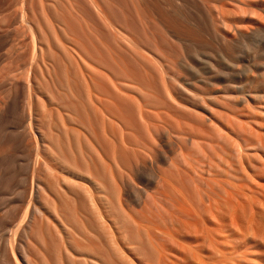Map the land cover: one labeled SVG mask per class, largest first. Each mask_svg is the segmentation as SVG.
Returning a JSON list of instances; mask_svg holds the SVG:
<instances>
[{
	"label": "rangeland",
	"instance_id": "obj_1",
	"mask_svg": "<svg viewBox=\"0 0 264 264\" xmlns=\"http://www.w3.org/2000/svg\"><path fill=\"white\" fill-rule=\"evenodd\" d=\"M93 1L92 0H26L27 12L30 17V24L31 26L38 29V37L41 41L40 42L39 39L37 38V39H34L35 40L34 42V40L32 41L30 37L31 34L29 33V31H27V35H28L27 37L24 34V32L18 31L20 30V26H19L20 17H21L23 8H24L23 1L22 0H0V20H3V21L5 20L6 22L11 21V25H10L12 27L11 29L12 30L14 29V31H9V32L7 31V34L2 32L3 30L0 29V33H1V36H0V255H1V252H2V255H4L3 251H5L6 254L8 253L10 256V248H11L10 244L12 242L15 243L17 241V243L20 242L22 245L26 246L28 253L32 257V260L35 262V264H85L81 261L80 258H77V259L72 258V255H74L77 252L76 250H80L83 252L85 251L97 257L100 260V262H102V264H126V263L127 264H137V263L138 264L139 263L158 264L155 262V260H157L156 257H158L157 256L158 252L156 249L151 248L152 245L147 243L148 240H146V234H145L146 230L144 231V229H146L145 226L148 225V222L150 226L148 225L149 227L147 226V228H152L153 226H157L155 228L156 229L158 228V230L155 231L153 229L152 233L153 231H155L156 234L155 232L153 234L155 235V237H158V240L156 238L155 241H160L159 239L160 231L169 232L171 230L170 232H172V229L174 228L173 225H175V223L174 221L173 222L171 221L172 220V218L170 217L171 215H168L171 212L170 210L171 206H170L169 201H166L167 198L164 196L163 197L166 200H162L163 199V197L161 198L162 194L159 193L163 183L160 186V190H158L159 187L157 185H160V184H158L157 182L160 183L161 181L160 179L158 180L157 175L159 176V178H160V175L164 176V180H165L167 177L169 178V176L172 174L169 178L171 181L174 178V177L172 178V176H174L173 172L175 174V177L176 176L178 177L179 175L178 172H180V168L183 170V167H184V171L180 173L184 175H182L181 177H178V178H182L180 179L181 181L178 179L179 180L178 182V180L175 178V180H177L176 184L178 185L175 186V180H173L171 183L174 182L173 185L175 186V188L180 187V189L177 188L180 191L182 187V192L184 191L183 193H186L187 195L188 193L185 190H188L190 193V196H192L193 198H196L195 192L193 194L190 188V186L192 185L193 190H195L194 182L191 183V181H188V180H192V179L194 180L195 178L196 179L195 183H197L198 181V185L196 184V186H200L202 184L196 178L197 176L194 170L199 167L198 165L200 163V160L202 159L201 161H204V158L203 156L201 157V154H199L198 149H196L194 145L189 146L190 143H185L186 146L184 145L185 146L184 151H186V153L190 151V154L191 153L193 154L194 152V155H192V157L194 158H197L196 156L199 155L200 158L198 156V159H197L199 163L196 159L194 158L191 159L192 158L191 157L190 158L191 161H195V160L197 161V163L196 161L194 162L197 164V165L195 164L196 168L193 169L195 165H192L193 167L192 168L189 167L190 168L189 169L187 167L188 164H186V166L180 167L181 164L185 165V162L183 161L180 154L177 152L178 148L176 149L177 147L176 144L179 143L177 140L178 138L176 137V141H175V138L169 137V139H171V142H170L167 139L168 138L167 135H166L167 138L165 136L162 138V141L160 143L161 145L160 150H155L154 148H151V150L152 149L153 150L152 151L150 150L151 152L149 151L150 154L149 152H146V154L148 153V155L142 152L144 157H142L143 155L141 153L139 154L137 152L138 155L135 152L133 153L134 150H132L131 147H136V146H133V143L137 142L136 138L137 139L140 138L141 140V137L144 135V133H143V129H141L142 128L141 125L139 124L136 118L137 117V114H136L137 107L134 105L135 102L134 104L132 103V105L131 103L130 104L127 103L128 105H126V102H125L123 104V107H127V106H128L127 108L132 107L130 108L131 110L129 112L125 113L123 111L125 113V116L128 122L133 123L131 126L129 125L128 130L130 134L129 135L127 134L128 133V130H127V132L125 133V136L122 137V140H121V135L119 133V130L118 132H117V129L115 130L114 135L115 136L118 135L117 136L118 138L113 137L114 135L110 136L111 138H113V139L110 138V141L112 140L111 142L113 143V140H114L113 144L114 146L116 145V147L119 145L117 147L118 149L114 147L113 144H110L111 146L109 145L110 146L108 147L109 153L108 152L107 153H108V156L110 155L109 156L110 159L108 158L109 159L108 163L109 162L110 163L108 165H111V166H108V167L102 166L100 161H98L96 153L94 152L91 144L87 141V139L84 137L83 134H80L84 129V125L87 127V119H85L86 113H85L84 107L85 105L88 106V104L85 102L87 98L86 97L87 91L85 90H87L86 88L88 85V81L86 80L87 82H85V79H87V75L90 73L87 67L89 66L88 63H84L82 61H85L83 60L85 58L86 62H89L90 65L93 63V65L95 66L97 63L95 59L98 58L99 60L98 62H100V64L104 62L106 66H108V74H109L108 76L111 75V77L115 81L116 79L118 81H123V82L125 81L127 83H129L130 81L131 84L134 83L133 84V86L135 85L134 87L138 86L135 88L137 90L139 89L138 91H140V88L142 89L144 88L148 92L147 94H149V96L146 95V97L152 98L150 100L148 98H144L145 100L148 99L147 102L143 101L144 100L143 96H141L145 90H143V92L141 91L142 93L137 92L136 90L134 91H136L137 95L141 93L138 95L139 101L142 103L144 102L147 105L151 103L152 105H149L148 107L149 109L153 110V107H154L153 104L156 105L157 103L156 107H159L163 103L168 102V99L165 97V95H163L164 94L163 87H162L163 82L160 83V81H162V79L160 78L161 76L160 72L162 73V69L158 67L159 66L158 64L156 67H153L154 65L152 66L150 65V64H156L154 62L150 63V62L144 61L142 62L143 64H140L141 60L139 59L141 58H138L139 62L136 63L137 61L136 58L138 57L136 54L138 53L134 55V53H132L133 51L129 47L128 48L131 51H129L128 48H126L127 46L125 43L124 36L129 35L128 38L130 37V39L133 42L136 41L135 43L138 46L140 45L139 46L140 48L142 46V48L144 47V49H147V50L149 49V51L155 52V54H157L159 59L161 57L160 61L165 59L161 63L162 64H165L166 62L168 63L163 66V68L165 67L164 70L168 72L174 71L177 73L175 63L178 61L179 62L183 61V59H185V61L190 64V62L187 61L186 57L183 58V54L185 55V50L188 52L190 51L193 53L195 52L196 55L197 53L198 54L200 53L199 54V56H201L200 58H203L204 60L206 59L205 61H207V63L210 62L214 64V66L217 67L218 71H215V74H214L216 82H213V84H210L209 83L210 80L209 81L207 80L208 79L207 77L210 75L209 74L210 70H208L210 68L206 67L207 64H201V63L200 64L199 63L190 64L191 66L193 65L192 67H194V71L195 72L197 71L195 73L196 79L202 78L204 76L203 77L204 79L202 78L203 80L198 81L199 84L197 83V81L195 82L197 86V88L194 89L195 92L201 97H203V100L206 103H209L210 105H213L215 102H217L218 104H223L226 108H231V109L234 108V111L240 115V116H236L238 120H240L239 118H241L242 119L241 122H243V119L245 121V119L248 118L249 123L252 124L251 126H253L255 129L258 127V129L256 130L254 129L255 131H252L254 134H256L257 130L264 131V127L262 126L264 125V104H263L264 103L263 102L264 92L259 91V95L261 93L263 96H261L256 101L251 100L252 101L251 105L249 106V108H246L245 105L243 106L241 104L240 105L237 104L238 100L236 99V94L233 95L234 98L230 99V98L225 97L223 92H219V91L216 92L215 90L222 89L223 87L227 85L226 83L228 82H229L228 84L231 83V85L241 84L244 87L247 86V88L250 87V85L251 87H254V85H256L257 83L258 84L261 83V85L263 84L262 87H264V67L261 66L264 64V36L262 38H259V39L257 38L255 40H252L249 43V45L251 46L248 45L247 47L246 46L244 47V45L242 46L241 41L236 39L235 40V44H236L235 50L230 54L222 55L224 57H221V56L219 57V51H216L218 50L219 42L218 41L215 42L213 37H211L212 34L214 35L213 28L233 38V35H234L233 32H235L234 30L236 29V27L239 28L238 27L239 24H242V25L244 24L243 26L245 27L247 26L245 25L247 24L246 21L252 16L251 15L252 12L250 13V15H248L249 12L247 13L246 10L247 11L250 10V7L237 3L239 4L238 5L239 7H237L238 8L237 10L236 5H235L236 3L234 1L220 0L218 2V4H221L222 7L225 5L224 6L225 9L227 7L231 8V9L227 8L228 9L227 12L229 13L228 15L232 13V11H230L232 10V7L234 8V10L236 9V11H240L239 8L241 9V5H243V7L245 8L247 7V9L245 10L247 15L245 13V16L243 14L240 15L241 13H239V16H237L238 15V12H237L236 17L233 16L235 15V13H233V15L231 14L232 18L231 17L228 18L227 17L228 15L225 14L224 19L226 20L228 19L227 21H231V23L227 22L228 25L230 23L229 25L230 27H228L226 24V26L228 27V30L229 28H232L228 31L226 27H224L226 22L223 21L224 22L223 23L222 21H220L222 19L220 17L221 15L215 14L217 12L214 9H211V8L207 9V7H209L208 5L211 2L205 3V5L207 4V6L204 9L205 5H202L204 4L203 0H190V2L189 0H184V1L176 0L178 2L177 5L179 6L183 5L181 3H184V4L186 3L185 6H188V7H186L185 9V6H184V10L187 13L190 12L189 13L190 17H192V19L195 18L193 22H195V24H197L198 26L200 25L199 27L203 29L204 41L203 39H199L201 42L200 43V42H194L195 40L197 41L198 38L195 40H191V42L186 41V40H184L185 42L179 41L177 40L175 36L172 35V33H170V31L169 32L167 31L169 29L168 23H166L161 18L160 15L159 16L157 15V12L159 14V11L162 10L163 13H168L169 15H171L172 18L175 17L172 14V10L170 6L167 5L165 0H93ZM229 1L231 2V4L227 3ZM93 3L96 5H94ZM158 3H159V7H157ZM213 3L216 4L215 2ZM225 3H227V5ZM212 5L213 4L211 3L210 7ZM95 6H97L98 8H96ZM155 7H157L158 9ZM188 8L191 11H189ZM155 9H157V11ZM206 9L209 12H207ZM98 10L100 12L102 11V13H100ZM196 10L199 13V15H197L198 13L196 12ZM256 11L257 9L255 10V12ZM259 11L261 10H258V12ZM255 14L256 13H254V15ZM261 14L264 19V16H263L264 14L262 12ZM206 15L208 18H206ZM257 15L258 14L255 15L256 16L255 19L257 18ZM202 16H203L204 21L201 20ZM212 16L214 17V19ZM216 16H218L219 18L218 17L216 18ZM240 16H244L245 18L240 17ZM158 17H160V19ZM260 18H257V19L259 20L260 25L264 27V21L263 20L260 21ZM210 19L216 22L211 21ZM108 20H110L114 24V26H116L117 30L119 29L118 30L119 35H120V32L122 33L123 31L122 35L119 36L116 33L117 30L115 27L113 28H115L116 31L114 29H113L114 31L112 30V28L109 26L110 22ZM262 21L263 23H261ZM212 22H213L214 27L211 26ZM234 22L236 23L237 26L234 25ZM4 23L1 26L3 29L4 28L6 29L7 26L5 25L6 26L5 27ZM112 23L110 25H112ZM243 26H241L240 29ZM245 27H243L242 29H244ZM230 31L231 32L233 31L232 35ZM246 31H249V28ZM206 32L207 33L210 32L211 35L210 33L207 34ZM2 33H3V36H2ZM22 36L25 40L22 39ZM121 36H123L122 39L124 40H122L121 38L120 39L118 38ZM120 42H122L123 44ZM34 43H35V49L33 45ZM39 47L40 49L42 48L41 49L42 51H40ZM95 47L97 48L98 51L95 49ZM104 47L106 50L104 49ZM136 50L138 51V49ZM106 51L108 52V54L106 53ZM128 51L131 53L129 54ZM34 53H36L35 55L37 58L34 56ZM99 53L101 54L100 55L101 57L99 56ZM209 53L210 54L213 53L216 57L213 54L210 55ZM132 54H133V57H135V59H132L133 58L131 57ZM180 54L181 56H179ZM102 56L103 57L106 56V57L103 58ZM211 56L213 58H211ZM91 58H93L94 60H92ZM100 58H102L103 61ZM217 58H218V61H217ZM106 60H108V62ZM76 61L77 62L79 61L78 64ZM116 61L119 64L116 63ZM232 61H233V64H232ZM234 62H235V65H234ZM236 63L238 64L239 67H237ZM144 64L145 65L147 64L148 67H145V69L146 68L149 69V72H145V71H148L145 69H144L145 71L142 70V67H143L142 65ZM93 65L91 66V68L94 67ZM86 67H87V70H86ZM157 67L158 69H160L159 70L160 72H157V70L156 71L154 70ZM198 69L201 73L203 72L202 73L203 76L200 74ZM113 71L114 72L116 71V72L114 73ZM86 72L88 73L87 75H86ZM179 72H178L179 73L178 77H180V79H183L184 76L190 79V76L188 74L181 72V71ZM142 73L144 76L142 75ZM151 74H153L154 76ZM197 74L201 76L197 77L198 76ZM83 75H85L84 76L86 77L85 79ZM151 76L154 77V80H153V77ZM162 76H164V73H162ZM111 77H109V80ZM127 77L128 78L130 77V78L126 80ZM147 78H151V80H148ZM113 79L112 81H114ZM133 79L134 81H132ZM152 80H153V83L155 84L152 83ZM145 81H147L148 83L147 82L145 83ZM138 83L140 86L138 85ZM251 83L253 84V86ZM10 84H12L13 88L10 90V92H8L6 89L10 87ZM148 86H151V88L154 91H157L156 92L157 94L156 95L155 93L153 94V91H151L152 89L149 88ZM147 87H148V90L150 89L151 90L148 91ZM155 87L157 88L155 89ZM131 88L134 89L133 87ZM145 94L146 93H144V96ZM160 94L162 96H158ZM159 97L161 98L159 99ZM151 100L152 102H150ZM198 100L200 101V99ZM30 101H31V106H30L31 108L28 107L29 104H27ZM161 101L163 103H161ZM159 103L160 105H158ZM127 108L126 109L124 108L125 111H128ZM235 108L237 111L235 110ZM152 110H149V111H152ZM22 111H24V114H25L23 118L20 117ZM130 112L131 114H128ZM222 112H224V114L222 113L223 116L227 114L226 111L224 110ZM245 114L247 115L245 116ZM218 115H221V114L219 113ZM225 117L226 116L223 117V120L225 119ZM82 119H84V121ZM184 119L190 120L189 117H185ZM78 120L79 121L82 120V124L84 125L82 126L81 122L79 123ZM135 120H136L137 125L135 124ZM250 120H252L253 123L256 121V123H254L255 125ZM239 122L237 124L241 125V123ZM23 126H25L24 127L25 130L28 131L26 132V134L29 133V135L28 134L26 135L27 137H23L27 139V144L25 141L26 139L20 138V134H18L19 131H21ZM260 126H262V128ZM139 129H141L142 131L140 132V136H138L139 133H137ZM239 129L237 130L240 132L238 133L241 135L242 133L247 132V131L244 132V130H241L242 131L241 132ZM210 130L211 132L209 133ZM210 130H208L207 134L209 133L215 137L216 134L212 132L213 131L212 129ZM132 131L133 133L136 132L135 133L136 135L133 134ZM33 133H34V136H33ZM258 133L261 134V131L257 132V134ZM262 133H263L262 134L263 136L264 132ZM131 134L133 135V138L135 139L131 137ZM254 134L251 133V134L246 135L249 141L250 140L253 141V139L255 140L257 138V137L256 138L250 137L251 135H254ZM40 135H42L44 139V145H45L44 156H46V158L45 157L42 158V156L38 155L37 157L39 159V162H36L35 161L36 152L33 153L34 150L30 149V146L32 145V141L33 143L35 142L34 144L36 145V139H33V138H37ZM123 139L126 140L125 142L130 140L129 144L127 143L125 144ZM140 140L138 139V141ZM132 141L134 142L132 143ZM223 141H226V138H224ZM192 146H194V151H193ZM113 148H114V151H113ZM162 148L164 151L161 150ZM191 149H192V152H191ZM195 149L197 150V152ZM208 150L211 156L212 155L211 151L210 149ZM114 152L116 154L118 153V156L115 155ZM176 152L178 154L175 156ZM113 153H114L115 158L117 157L116 159L112 157ZM163 153L169 156V159H168L169 161L170 159H174V160L176 158L179 159V160L177 159L173 165L174 167L177 166L175 164H177L176 162L179 161L178 162L179 171L177 170L176 172V168H173L171 165L169 166L168 164L170 162L166 163L167 165L162 162ZM187 154L190 156L189 153ZM84 156L86 157L88 156L87 157L88 159L91 156L93 160L95 161V164H93L92 162H89V160H87L86 157L84 158ZM224 156L225 158L227 157V159L230 158L228 157L229 154L224 155ZM39 157H41L42 160H40L41 158ZM212 157L213 155L211 156V158ZM32 158H34V160ZM135 158H137L138 160H136ZM187 158L188 157H186V159ZM43 159L46 161H50L51 163H54L55 165L64 164L65 166L66 165L71 166L83 172L90 171V173H92V175L95 176L96 179H98L101 183L104 184L105 188L104 190L102 189V194L106 196V211L111 216L110 218L114 220L115 225L117 226V230L118 229L122 230L123 234L121 233V230L120 231L118 230L119 233H121V235L119 234L120 235L119 239L121 243H123V238H125L126 240L124 241L125 244L123 243L124 245L119 246V249L122 246L121 251L123 252L125 250L124 251L125 254L127 255L130 254L129 256L126 255L125 258H128L131 256L129 259H130V262L131 260L133 262V259H134L133 263H129L126 260H125L126 261L125 263V261H123V258L121 259L118 255L120 252H118L116 247H114L117 245H113L112 247V245L109 244L107 237L103 234L104 231H102L98 222L94 218L92 211H90L89 203L87 202L85 196L81 193V191L77 188H72L63 183H58L56 181L55 176L49 173L45 168H43L41 164L42 161H44ZM32 160L34 162H32ZM212 160L216 161L215 158ZM115 161L118 166H113L115 163H112V162H115ZM182 161L184 163H182ZM187 161H189V159H187ZM205 161H207V159ZM215 161H214V164L218 165L219 162H215ZM130 163L134 165V166L132 165V168H130L131 167ZM135 164L139 168L136 166L137 167L136 169ZM158 165H161L160 166L161 170ZM217 165H214L213 168L215 167L216 169H218ZM221 167H224L225 169V166L223 163ZM165 169H167L170 172H172L173 170V172L168 174V171L167 170L165 171ZM187 169L189 170L187 171ZM192 169H193V174L191 173ZM38 170H39V174H38ZM152 171L156 172L155 179L151 174ZM185 171L189 172L192 175H194L195 173L194 177L193 176L190 177V174ZM218 171L219 173H221V175L217 173ZM218 171H216L217 177L221 179H225L226 170H224V173H222L223 171L221 172L220 169ZM164 172L167 175L164 174ZM54 173H56V170ZM186 173L189 176V179H187L188 178L187 175L185 176ZM36 176L39 178L41 177L40 180L42 182L41 184L42 186L38 189L37 193L34 194L33 187L31 191V185L32 186L35 185L36 178H37ZM168 178L166 180H169ZM184 178H186L185 180H187L188 182H186ZM181 183H184V184H181ZM187 183L188 184L190 183V185H188ZM184 185L185 187H187V189L184 187ZM154 187L158 191H155ZM200 187L204 188L203 184ZM141 188L142 189L146 188L147 192L146 190H143L145 192L144 193L143 191H141L142 190ZM139 191H141V193H143L144 195L142 194V199L139 198V201H138V196L140 197L138 193ZM153 192H156V193H153ZM148 193L150 196L148 195ZM152 193H153L154 198L151 196ZM122 194L126 195L125 197L126 199L124 201L125 203L121 201ZM157 194H159V196L161 195L160 198ZM32 196H33V203L35 207V211L33 212V215L31 218L32 222L31 223L29 221L24 222L23 218H24L25 210H26L27 205L31 202ZM150 199H152V202H154V204H151L152 202ZM159 203L160 205H158ZM166 204H168L169 210ZM161 205H163V207L165 206L166 208H163V209H167L166 212L169 211V213H165L164 215L162 211H165V210H161V211L156 212L158 216L157 217L154 214L153 210L156 209L157 211V209L159 210L160 208L162 209ZM155 206H158V208ZM152 207H153V210H152ZM55 209H57L62 220L65 221V223L68 225V229L67 231H65V233L67 234L65 238L66 243L68 242L67 245H60L63 242V240L61 236L53 228V222H54L53 210ZM136 210L138 212L141 211V213L135 212ZM151 210L153 212H151ZM150 212H151V216H153L154 214V218H152L153 220L152 219L150 220L151 216L150 214L148 215V213ZM159 212L162 213V215H164L165 217L161 216V214L159 215ZM144 215H146L145 219L143 217ZM42 216L44 217V219ZM169 217L171 218V220L169 219ZM146 218L148 222L146 221ZM159 218L160 220L162 218H165L164 220L166 222L168 223L170 222L169 225L167 223V226H169V229L167 227V230H166V228L163 227L165 228V230L164 229L162 230V225H164V223L162 221H159ZM134 219L137 221L134 222L133 221ZM131 220H132V223H130ZM139 223L142 226V228H140L141 226L140 227L138 226ZM150 223L152 224L154 223V224L152 225ZM171 223H172L173 228L172 226H170ZM143 225H144V229H143ZM138 227L140 230L138 229ZM90 232L92 233V235L90 234ZM79 235L80 236L84 235L85 237L81 236L79 238ZM82 238L84 240L86 239V242L82 240ZM75 239L78 241L77 245H74ZM127 241L128 243L130 241L129 243L130 245L126 244ZM159 246H163V245H159ZM164 246L168 247V245H164ZM156 247L158 246L157 245L154 246V248ZM60 248H61V251H60ZM127 248L129 250H127ZM165 249H164V252L168 250L167 255L172 252V251L170 252L169 249H166V250ZM154 250L156 251L154 252ZM148 251L150 254L148 253ZM134 252L137 253V256H135ZM156 252H157V255L155 257ZM124 253L123 255H125ZM143 254H145L146 256ZM153 254L154 256L151 257V255ZM2 255L0 256V261H1L0 264H4L3 262L4 257H2ZM171 256L170 254L168 255L169 259L171 258L170 260L164 258V262H168L169 264H171L170 262L172 260ZM142 260L146 263H144ZM160 261H159L160 264L164 263L163 261L161 262ZM11 262L13 263L14 261H12L11 259ZM168 263H164V264H168ZM176 264H183V263L179 262Z\"/></svg>",
	"mask_w": 264,
	"mask_h": 264
},
{
	"label": "bare ground",
	"instance_id": "obj_2",
	"mask_svg": "<svg viewBox=\"0 0 264 264\" xmlns=\"http://www.w3.org/2000/svg\"><path fill=\"white\" fill-rule=\"evenodd\" d=\"M22 1L24 3V8H23V11H22L21 17H20V23H19L20 24L19 25L20 30H18V31L24 32L26 37L28 36L27 31H29V33L31 34V36L30 35L29 36L31 37L32 41L34 39H37V38L39 39L38 29L31 26V24H30V17H29L28 12H27L26 0H22ZM177 1H179V0H177ZM177 1L176 0H165L167 5H169L171 8L173 16L176 17V18L174 17L175 19L172 18L171 15H169L168 13H163L162 10L159 11V14L157 12V15L158 16L160 15L161 18L166 23H168L169 29L167 31L168 32L170 31V33H172V35L175 36L177 38V40H179V41L186 40V41L191 42V40H195L197 38H198V40L203 39L204 38L203 37L204 36L203 29H201L199 27L200 25L198 26L197 24H195V22H193V20L195 18L192 19V17H190V14H189L190 13L189 11H191L189 9L190 7L188 8L189 13H187L184 10V6L186 5V3L185 4L181 3L183 5L179 6V5H177V3H178ZM182 1H184V0H182ZM219 1L220 0H203L204 4H202V5H205V3H207V2H211L213 5L210 7V5H211V3H210L208 5L209 7H207V9H210V8L214 9L217 12L215 14H220L221 15L220 17L222 18V19L220 18L221 19L220 21L226 22L224 27H226V29L228 30V27H230L229 25H230L231 21H227L228 19L227 20L224 19L225 18L224 16H225V14L226 15L229 14L227 12V10H228L227 8H229V7L226 6L227 8L225 9V7H224L225 5L222 7L221 4H218ZM224 1H227V0H224ZM231 1H234L236 3L235 5H236L237 10H238L237 7H239L238 6L239 4H243V5H246L247 7H250V10L247 11L246 10L247 7L245 8V7H243V5H241V9L244 12L240 8H239L240 11H236V9L234 10V8L232 7V10H230V11H232V13H231L232 15H233V13H235V15H233L234 17H236L237 12H238L237 16H239V13H241L240 15L243 14L245 16L246 12L247 13L249 12L248 15H250V13L252 12L251 13L252 16L251 17L249 16L250 18L246 21L247 22V24H245V25H247L246 27L243 26L244 24L243 25L239 24L238 25L239 28L236 27V29L234 30L235 32L232 31L236 38L234 37V35H233V38L229 37L227 34L221 33L215 28H213V30H214V35L212 34L213 36L209 32L211 37H213L214 41L219 42L218 50H216L217 48L215 49L216 51H219V57L220 56L224 57L222 55L230 54L235 50V47H236L235 40L236 39L241 41L242 46L244 45V47L245 46L247 47L252 40H255L257 38L259 39V38H262L264 36V27L262 25H260L259 20L257 19V18H260V16H261L260 21L261 20L264 21L262 14H261V12L264 14V0H231ZM156 2H158V1H156ZM189 2H190V0H189ZM213 2H215L216 4H214ZM227 3L231 4L230 1ZM227 3H225V4L227 5ZM237 3H239V4H237ZM94 5H96V4H94ZM198 5H197V7H198ZM97 6H95V7L98 8ZM206 6H207V4L205 5L204 9L206 8ZM157 7H159V3L157 4ZM157 7H155V8H157ZM186 7H188V6H185V9H186ZM157 9H155V10L157 11ZM201 9H203V8H201ZM207 9H206V11H207ZM229 9H231V8H229ZM256 9H257V11L255 12ZM245 10H246V12H245ZM258 10H261V11L258 12ZM198 11H199V9H198ZM225 11H226V13H225ZM196 12H197V10H196ZM207 12H209V11H207ZM100 13H102V11ZM247 13H246V15H247ZM254 13L258 14L256 19H255L256 14L254 15ZM231 14L228 15L227 17L232 18ZM197 15H199V13ZM200 15H201V13H200ZM213 16H214V14H213ZM244 16H240V17L245 18ZM197 17H199V16H197ZM217 17L218 16H216V18ZM158 18L160 19V17H158ZM206 18H208L207 15H206ZM213 19H214V17H213ZM201 20H203V16H202ZM210 20L214 21L212 19H210ZM108 21L110 22L109 26L112 28V30L113 29L115 30L116 26H114V24L110 20H108ZM237 21H235V22H237ZM263 21L261 23H263ZM4 22H6V21L0 20V29L3 30L2 32L7 34V31L8 32L14 31V29L12 30L11 29L12 27L10 26L11 21H7L6 23H4ZM214 22H216V21H214ZM227 22H230L229 25L227 24ZM235 22H234V25L237 26ZM3 23H4V26L5 25L7 26V27L5 26L6 29L4 28L6 31L1 26ZM111 23H112V25H110ZM226 24L228 27L226 26ZM240 25L245 27L244 29H246V30L249 28V31L242 29L243 27L240 29V27H241ZM211 26L214 27L213 22H212ZM113 27H115V28H113ZM232 27H233V25H232ZM230 29H232V28H229V30ZM116 30H117V28H116ZM117 31H116V33L119 35V31L118 32ZM125 32H126V30H125ZM232 32H231V35L233 34ZM122 33H123V31H122ZM122 33L120 32V35H122ZM209 33H207V34H209ZM0 36H1V33H0ZM2 36H3V33H2ZM123 36L118 37V38L122 39ZM128 36L129 35L124 36L125 37L124 38L125 43L127 46L126 48L129 47L133 51L132 53H134V55L136 53H138V54H136L138 56L136 58V60H137L136 63L139 62L138 58H141V59H139V60H141L140 64H143L142 62H144V61H147L150 63L154 62L156 64H150V65L151 66L154 65L153 67H156L158 64L159 65L158 67H160L162 69V73H164V76H162V73L159 71L160 69H158V67L155 68L154 70L155 71L157 70V72H160V74H161V76L159 74L160 78L162 79V81H160V83L163 82V84H162L163 85L162 86L163 91H164L163 95H165V97L168 99V102H165L166 100L164 101L165 103H163L161 101V103H163L162 105H160V103H159L158 105H160V106L156 107V105H157V103H156V105L153 104V106H154L153 110L149 109L148 106L152 105L150 103V102H152V100L149 102L150 104L147 105L144 102L143 103L140 102L139 98H138V95L141 94L143 92V90H145L144 88L143 89L140 88V91H138L139 89L138 90L135 89L138 86L134 87L135 86V85L133 86L134 83L131 84L130 81H129V83H127L125 81L124 82L118 81L117 79L115 81L111 77V75L108 76L109 75L108 74V66H106V64L104 62H102L103 64L102 63L100 64V62H98L99 61L98 58L95 59L97 61V63H96L97 66L95 65L96 66L95 67L93 65V63L90 65L89 62H86V59L81 55L84 58L83 60H85L82 62L88 63V65L90 66L89 67L86 65L88 67V71L91 74L90 73L88 74L86 72V75L88 74L87 79H85L86 77H84L85 75H83L85 82L88 81V85L86 83V85H87L86 89L87 90L84 89L85 91H87L86 97L88 98V100H87V98L85 97L86 100L88 101L87 102L85 100V102L88 104V106L85 105V107H84L85 113H86L85 119H87V127L84 124H82V120L84 121V119H82L80 121L78 120L79 123L81 122L82 126L84 125V129L80 134H83L84 137L87 139V141L91 144L94 152L96 153L98 161H100L102 166H104V167L105 166H107V167L111 166V165H108L110 163V162L108 163V160L110 159L109 158L110 155L108 156V153H109L108 147L111 146L110 144L114 143V140L112 143L111 142L112 140L110 141V138H111L110 136L114 135V132L116 129H117V132L119 130V133L121 135V140H122V137L125 136V133L129 129V125L131 126L133 123H131V122L129 123L126 116H125V113L129 112L131 110L130 108H132V107H130V108H127L128 106L123 107V104L126 102V105H128L130 103L132 105V103L134 104V102H135L134 105L137 107L136 108L137 109V113H136L137 117L136 118L142 127L141 129H143L144 135L141 137V140H140V138H138L140 141H138L137 138H136V141H137L136 143L134 141H132V143L134 142L133 146H136V147H131L132 150H134L133 153L135 152L138 155V153L142 154V152H144L146 154V152H149L151 150V148H154L155 150H160V146H161L160 143L162 141V138L164 136L166 137V135H167L168 138L167 137L166 138L170 142H171V139H169V137L175 138V141H176V137L178 138L177 140L179 143L176 144V146H177L176 149L178 148L177 152L180 154L183 161L185 162V165L181 164L180 167L186 166V164H188L187 167L192 168L193 167L192 165H195L198 161L197 159H198L199 155L196 156L197 158H194V157H192V155H194V152H193V154L192 153L190 154V151L187 152L190 154V156H189L186 153V151H184L185 150L184 148L186 146L185 143H190L189 146L194 145L195 148L198 149L199 154H201V157L203 156V158H204V161H201L202 159L200 160V163L198 161L199 167L197 166L198 168L194 170L196 173V176H197L196 178L199 180L200 183L203 184L204 188L200 187L202 184L201 185L199 184L200 186H196V184L198 185V181H197V183H195L196 182L195 178H194V180L191 178L193 181L188 180V181H191V183L194 182L195 190H193L192 185L190 186V188H191L193 194L195 192L196 198H193L192 196H190V193L188 190H185V191H187L188 195L186 193H183L184 191L182 192V187H181V191L179 190L180 187L175 188V186L178 185V184H176V181L178 179L179 180L182 179V178H178V177H181L182 175H184V174H180L182 171H184V167H183V170L180 168V172H178L179 175L177 174L178 177L177 176L175 177V174L172 170L173 175H174V176H172V178L174 177L173 180H175V178L177 179V180H175V186L173 185L174 182L171 183L173 180L170 181V179H169L172 174L169 176V178L167 176H165L169 180H166L167 178L164 180V176H161V175L159 178V176L157 175L158 180L160 179V181H161L160 183L157 182L158 184H160V185H157L159 187L158 190H160V186L163 183L161 186V190L159 192L162 194V196L161 195L160 196H161V198L163 196L167 198V200H166L163 197L162 200L169 201L170 206H171L170 207L171 212L170 213H169V211L166 212L167 209H163V208H166L165 206L163 207V205H161L162 209L159 206L160 210L159 209H157V211H156V209L153 210V207H152V210L154 211V214L156 216H157L156 212L161 211V210H165L162 212L164 213V215H165V213H169L168 215H171L170 217L172 218V220L170 217H169V219L172 222L174 221L175 225H173L174 226V228H173L172 223H171L170 226H172L173 229H172V232H170L171 230L169 231L170 233L166 232V231H162V232L160 231V236H159L160 241H155L156 238L158 240V237H155V235L153 233L156 230H158V228L157 229L155 228L157 226H153L154 228L153 227L147 228V226L149 225V222L146 218L148 225L145 226L146 229H144V225H143V229H144V231L146 230L145 234H146V240H148L147 243L152 245V247L151 246L150 247L152 249H156L158 252V255H157V252L155 254V257H156V255L158 256V257H156L157 260H155V262L160 264L159 261L161 260L164 262V258L170 260L171 258L169 259L168 255L170 254V256H171V254L173 253L171 256L172 260L170 261L171 264H176L179 262H181L183 264H264V135L262 136V134H263L262 132H264V131L260 130L261 134L260 133L257 134V132H260L257 130L256 134H254L252 131H255L256 129H258V127L255 129L253 126H251L252 124L249 123L248 118L245 119V121L243 119V122H241V120H242L241 118H239L240 120H238V118H236V116H240V115L234 111L233 107H232L233 109L226 108L223 104H218L217 102H215L213 105H210L209 103H206L203 100V97H201L200 95H198L195 92L194 89L197 88L195 82L197 81V83H198V81L203 80L204 76L202 75L203 72L201 73L198 69L200 74L203 76L202 77L203 79L202 78L196 79L195 73L197 71L195 72L194 67H192L193 65L191 66L190 64H192V63L207 64L206 67L210 68V69H208V70H210L209 71L210 75L208 77L206 76L208 78V79L207 78L206 79L208 81L210 80V82H209L210 84H213V82H216L214 74H215V71H218L217 67H215L214 64H212L210 62L207 63V61H205L206 59L204 60L203 58H200L201 57V56H199L200 53L199 54L197 53V55L199 56L198 57L195 52L193 53L191 51L188 52L185 50V55L183 54V58L186 57L187 61H189L190 64L187 63L185 61V59L182 58L183 61H180V62L178 61L176 63L174 62L175 67L177 69V73L174 72L173 70H171L173 72H168V71L164 70L165 67L163 68V66L165 64H168V63L167 62L165 64L161 63L165 59L160 61L161 57L159 59L157 54H155V52L149 51V49L148 50L144 49V47L142 48V46L140 48L139 47L140 45L138 46L135 43L136 41L133 42L130 39V37L128 38ZM22 39L25 40L23 38V36H22ZM124 39H122V40H124ZM198 40L197 41L195 40L194 42H200V40L199 41ZM39 41H40V39H39ZM203 41H204V39H203ZM34 42H35V40H34ZM120 43H122V42H120ZM33 45H34V49H35V43ZM249 46H251V45H249ZM40 47H39V49H40ZM215 47H213V48H215ZM129 48H128V50L131 51ZM39 49H37V50H39ZM41 49H40V51H42ZM95 49L97 50L96 47H95ZM104 49H105V47H104ZM136 49H138L139 52ZM135 50H136V52H135ZM107 51H106V53L108 54ZM129 51H128V53L130 54L131 52H129ZM35 54L36 53H34V56L36 57ZM212 54L213 53H211L210 55H212ZM100 55L101 54L99 53V56ZM87 56H88V54H87ZM179 56H181V54ZM105 57H103V58H105ZM131 57H133V54ZM211 58H213V57L211 56ZM91 59L94 60L93 58H91ZM100 59L102 60V58H100ZM132 59H135V57H133ZM106 61L108 62V60H106ZM217 61H218V58H217ZM78 62H77V64H78ZM147 62H145V63H147ZM114 63H115V61H114ZM116 63H118V62L116 61ZM147 64H149V63H147ZM147 64L146 65L144 64L145 66L142 65L144 68L141 66L142 70H144L145 67H148ZM232 64H233V61H232ZM92 65L94 67L91 68ZM125 65H123V66H125ZM234 65H235V62H234ZM263 65H261V66L264 67ZM87 67H86V70H87ZM237 67H239L238 64H237ZM109 68H110V66H109ZM119 68H120V66H119ZM234 68H236V67H234ZM145 70H148V71H145ZM145 70H144L145 72H149V69L146 68ZM178 70L188 74L190 76V79L186 78V76H184L183 79H180V77H178V75L180 73ZM220 71H221V69H220ZM224 73H226V72H224ZM82 74H84V73H82ZM142 75H143V73H142ZM148 75H149V73H148ZM148 75H147V77H148ZM151 75H153V74H151ZM197 75H198L197 77L201 76L199 74H197ZM153 76H151V77H153ZM109 77H111L110 80H109ZM124 77H126V76H124ZM129 78L127 77L126 80H128ZM112 79L114 81H112ZM147 79L151 80V78H147ZM153 80H154V77H153ZM153 80H152V83H153ZM132 81H134V79ZM146 82L147 81H145V83ZM110 83H111V85H110ZM156 83H157V81H156ZM205 83H206V81H205ZM228 83H226L227 85L225 87H223L222 89H216L215 91L216 92H218V91L223 92L224 96L227 98H230V99L234 98L233 95L236 94V99L238 100L237 104L238 105L241 104L243 106L245 105L246 108H249V106L251 105V102H252L251 100L256 101L261 96H263L261 93L259 95V91L264 92V87H262L263 84L261 85V83H259V84L257 83L256 85H254V87H251V85H250V87H248V88H247V86L244 87L241 84L240 85H238V84L231 85V83L230 84H228ZM153 84H155V83H153ZM138 85H139V83H138ZM145 85H147V84H145ZM151 86H148V87L151 88ZM153 86H155V85H153ZM252 86H253V84H252ZM131 87H133L134 89H132ZM148 87H147V90H148ZM259 87H261V88H259ZM12 88H13V86H12V84H10V87H8V89H6V90L8 92H10V90ZM156 88L157 87H155V89ZM158 89H159V87H158ZM134 90H136L137 92H141V91L142 92L137 95L136 91H134ZM150 90H148V91H150ZM151 91H153V94L154 93H155V95L157 94L156 93L157 91H154L153 89ZM144 93H146L145 96H144ZM144 93H142V95H141V96H143V99L148 98V97H146V95L149 96V94H147L148 92L145 90ZM158 96H162V95L160 94ZM155 97H157V96H155ZM160 98L161 97H159V99ZM197 98L200 99V101ZM148 99L150 100L152 98H148ZM155 99H153V100H155ZM140 100H141V98H140ZM147 100L144 99L143 101L147 102ZM27 104H29L28 107H30L31 101ZM135 106H134V108H135ZM124 108L125 109L127 108L128 111H125ZM149 110H152V111H149ZM223 110L226 111V113H227L224 115L227 117V119L225 117L224 120H223L224 112H222ZM235 110H236V108H235ZM24 111H22V113L20 115L21 118H23V116L25 115ZM219 113L221 115H218ZM128 114H131V112ZM246 115L247 114H245V116ZM185 117H189L190 120H185L184 119ZM133 121H134V119H133ZM237 121L238 122L240 121L239 123H241V125L237 124L238 123ZM250 121H252V120H250ZM252 123H253V121H252ZM254 123H256V121ZM258 123H260V122H258ZM135 124H136V120H135ZM136 125H134V126H136ZM238 125H240V126H238ZM262 126L264 127V125H262ZM262 126H260V127L262 128ZM24 127L25 126H23L22 127L23 130L21 129V131H19V133H18V134H20V138H22V139H26L23 137H27L26 136L27 134L29 135V133L26 134V132H28V131L25 130ZM241 127H242V129H241ZM81 128H83V127H81ZM141 129H139V131L137 132V133H139L138 136H140V132H142ZM207 129L208 130L212 129L213 130L212 132L214 134H216V136L214 137L213 135L209 134L211 132V130L207 134V132H208ZM237 129H239L240 131L244 130V132L245 131H247V132L242 133V135H241V134H239L240 132ZM134 131H136V130H134ZM132 133H133V131H132ZM135 133H133V134H135ZM251 133L254 135H251L250 137H255V138L257 137L255 140L253 139V141L252 140L249 141L248 138L246 137L247 134H251ZM127 134L128 135L130 134L129 130H128ZM135 135H134V137H135ZM33 136H34V133H33ZM117 136L114 135L113 137H117ZM131 137L133 138L132 134H131ZM129 138H130V136H129ZM224 138H226V141H223ZM33 139H36V145L34 144L35 142L33 143V141H32V145L30 146V149L34 150L33 153L36 152L35 161L39 162V159L37 157L38 155L42 156V158H44V157L46 158V156H44V153H45L44 139H43L42 135L38 136L37 138H33ZM111 139H113V138H111ZM124 139H123V141L125 142L126 140H124ZM133 139H135V138H133ZM25 141L27 144V139ZM123 141H122V143H123ZM129 142H130V140L125 142V144L126 143L129 144ZM113 146H114V144H113ZM194 146H192L193 151H194ZM114 147H116V145ZM207 147H208V149H210L211 154L216 159V161L212 160L214 158L213 157L211 158L212 155L210 156V154L208 152L209 150L207 149ZM161 150H163V148ZM113 151H114V148H113ZM121 151H122V149H121ZM174 151H175V149H174ZM150 152H149V154H150ZM177 152H176L175 156L178 154ZM191 152H192V149H191ZM196 152H197V150H196ZM33 153H31V154H33ZM114 153H113L112 157L115 158ZM227 154H229V156H228V157H230L229 159H227V157L225 158V156H224ZM115 155L118 156V153L117 154L115 153ZM146 155H148V153ZM85 157L86 156H84V158ZM87 157H86V159L89 160V162H92L93 164H95V161L93 160V158L91 156L89 159ZM142 157H144V155ZM186 157H188L187 159H189V161H187ZM39 158H41V157H39ZM42 158L40 160H42ZM141 158H139V159H141ZM190 158L196 159L197 160V161L195 160L196 163H194L195 161H191ZM199 158H200V156H199ZM32 159L34 160V158H32ZM135 159L138 160L137 158H135ZM168 159H169V156H167L166 154L163 153L162 154V160H163L162 162L164 164L170 162L168 165L169 166L171 165L173 168H176V172H177V170L179 171V168H178V162L179 161L176 162L177 164H175L177 166H175V167L173 166L174 162L178 158H176L175 160L170 159V161ZM206 159H207V161H205ZM33 160H32V162H34ZM183 161H182V163H184ZM214 161L219 162V164H221V165L214 164ZM150 162H151V160H150ZM112 163L116 164V161L112 162ZM132 163H130L131 164L130 168H132V165H133ZM222 163L224 164L225 169H224V167H221ZM41 164H42L43 168H45L49 173H51L52 175L55 176L56 181L58 183H63V184L68 185L72 188H77L81 191V193L85 196L87 202L89 203L90 211H92L94 218L98 222L102 231H104L103 234L107 237L109 244L112 245V247H113V245L118 246V248H117V246H114V247H116L118 252H120L119 254L117 252V254L119 255V257L121 259L123 258V261L126 260L129 263H133L134 259H133V262H132V260L130 262V259H129L131 256L128 258H125V256L127 254L124 253L125 250L123 252L121 251L122 246L119 249V246L124 245L125 244L124 241H126V240H125V238H123L124 244L121 243L119 236L121 235L122 230L120 229L121 233H119L120 230L119 229H118L119 231L117 230V226L115 225L114 220L110 218L111 216L106 211V196H104V194H102V189L104 190V188H105L104 184L101 183L98 179H96L95 176H93L92 173H90V171L83 172L81 170H77L74 167L67 166V165L65 166L64 164L63 165H61V164L55 165L54 163H51L50 161H46V160L42 161ZM115 164L113 166H118L117 164L116 165ZM136 164H135V167L137 166ZM213 164L217 165L218 169H216L215 167L213 168V166H214ZM196 165L193 167V169L196 168ZM158 166L160 168L161 165H158ZM137 167H136V169H137ZM219 167L226 170V178L225 179H221V178L217 177V173L221 175V173H219V171H218L219 169L221 170V172L223 171L222 173H224V170L219 168ZM40 169H42V168H40ZM167 169H165V171ZM189 169H187V171ZM193 169H192V172L190 171L192 174H193ZM215 169H216V171H218L217 173H216ZM35 170H36V168H35ZM55 170H56V173H54ZM160 170H161V168H160ZM163 170H164V168H163ZM153 171L151 172V174L155 179L156 172H153ZM187 171H185V172H187ZM172 172L168 171V174L172 173ZM40 173H41V171H40ZM187 173H189V172H187ZM187 173L185 174V176L187 175ZM195 173H194V175H195ZM38 174H39V170H38ZM164 174H166V173L164 172ZM192 174H190V177L191 176L194 177V175H192ZM103 175H105V174H103ZM162 177H163V179H162ZM40 178L37 177L36 182L33 181V182H35V185L34 186L31 185V191H32V187H33L34 194H36L38 189L42 186L41 185L42 182H41ZM185 179L186 178H184V180ZM187 179H189V176ZM179 180H178V182H179ZM185 181L188 182L187 180H185ZM181 184H184V183H181ZM188 185H190V183ZM179 186H181V185H179ZM155 187H154V190L158 191L157 189H155ZM184 187H185V185H184ZM136 188H137V186H136ZM177 188H179V189H177ZM185 188L187 189V187H185ZM143 190H146V188L145 189L143 188L141 191H143ZM141 191L138 192L140 195V197L138 196V201H139V198L142 199L143 193H141ZM146 192H147V190H146ZM153 193H156V192H153ZM153 193L151 194L152 197H153ZM34 194H33V196H34ZM148 195H149V193H148ZM157 195L159 196V194H157ZM33 196L31 197V202L26 207L24 218H23L24 222H28V221L30 223L32 222L31 218H32L33 212L35 211V207H34V203H33ZM160 196H159V198H160ZM125 197H126V195L122 194V200H121L122 202L125 201V199H126ZM150 200L152 202V199H150ZM151 204H154V202H152ZM158 205H160V203ZM166 205L168 206V204H166ZM155 207L158 208V206H155ZM167 208L169 210V206ZM152 210H151V212H153ZM38 211H39V209H38ZM142 211H144V210H142ZM53 212H54L53 228L61 236V238L63 240V242L60 245H67L68 242L66 243V239H65L67 234L65 233V231H67L68 225L65 223V221L62 220L57 209L53 210ZM135 212H138V211L136 210ZM151 212L148 213V215L150 214V216H151ZM138 213H141V211ZM143 214H145V213H143ZM154 214H153V216H151V218L149 217L150 220L152 218H154ZM160 214H161V216L165 217L164 215H162V213L159 212V215ZM146 215L143 216L144 219H145ZM43 219H44V217H43ZM137 219H139V218H137ZM164 219L165 218H162L160 220V218H159V221H162L165 225V226L162 225V230L163 229L165 230V228L167 230V227L169 229V226H167L168 222H166ZM155 220H156V218H155ZM133 221L136 222L137 220L134 219ZM150 222H152V221H150ZM130 223H132V220ZM140 223L138 224L139 227L141 226ZM169 223H168V225H169ZM150 224H152V223H150ZM139 227H138V229H139ZM163 227H165V228H163ZM140 228H142V226ZM153 229L155 231H153V233H152ZM159 230H160V228H159ZM144 231H142V232H144ZM90 234L92 235L91 232H90ZM155 234H156V232H155ZM81 236H84V235H81ZM81 236L79 235V238ZM82 240H84V239L82 238ZM84 241L86 242V239ZM129 243H130V241H129ZM129 243L127 241L126 244L130 245ZM77 244H78V241L75 239L74 245H77ZM149 244H147V245H149ZM10 245H11L10 256L8 253H7L8 254L7 255L5 251H3L4 255H2V252H1L2 257H4L3 258L4 264H35V262L32 260V257L29 255L26 246L22 245L20 242L17 243V241L15 243L12 242ZM153 245L154 246L157 245L158 247L154 248ZM159 245H163V246L168 245V247H166V246L163 247V246H159ZM165 248L169 249V251L170 252L172 251V252L167 255L168 250H166ZM164 249L166 250V252H164ZM127 250H129V249L127 248ZM156 250H154V252ZM60 251H61V248H60ZM76 251H75L76 253L74 255H72V258H75V259L80 258L81 261L85 264H102V262H100V260L97 257H95V256H93V255H91L85 251L84 252L80 251V250H76ZM123 253L125 255H123ZM126 253H127V251H126ZM140 253H142V252H140ZM148 253H149V251H148ZM145 254H146V252H145ZM145 254H143V255H145ZM129 255L130 254H128L127 256H129ZM135 256H137V253H135ZM152 256H154V254L151 255V257ZM138 258H139V256H138ZM11 259H12V261H14L13 263L11 262ZM158 259H159V261H158ZM1 260H2V258H1ZM126 261H125V263H126ZM144 263H146V262H144ZM164 263H168V262H164ZM139 264H141V263H139Z\"/></svg>",
	"mask_w": 264,
	"mask_h": 264
}]
</instances>
